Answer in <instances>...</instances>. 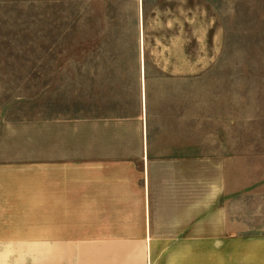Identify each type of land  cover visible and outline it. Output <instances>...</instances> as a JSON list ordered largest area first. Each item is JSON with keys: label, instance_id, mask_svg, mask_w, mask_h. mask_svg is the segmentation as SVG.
<instances>
[{"label": "rangeland", "instance_id": "rangeland-1", "mask_svg": "<svg viewBox=\"0 0 264 264\" xmlns=\"http://www.w3.org/2000/svg\"><path fill=\"white\" fill-rule=\"evenodd\" d=\"M48 115L190 137L264 236V0H0V125Z\"/></svg>", "mask_w": 264, "mask_h": 264}, {"label": "crops", "instance_id": "crops-1", "mask_svg": "<svg viewBox=\"0 0 264 264\" xmlns=\"http://www.w3.org/2000/svg\"><path fill=\"white\" fill-rule=\"evenodd\" d=\"M126 125H0V264H264V236L230 234L206 150Z\"/></svg>", "mask_w": 264, "mask_h": 264}]
</instances>
